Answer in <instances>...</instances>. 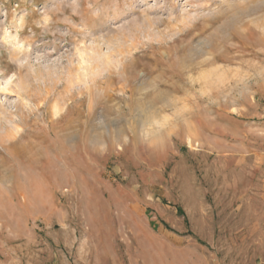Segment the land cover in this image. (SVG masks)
<instances>
[{
    "label": "rangeland",
    "instance_id": "1",
    "mask_svg": "<svg viewBox=\"0 0 264 264\" xmlns=\"http://www.w3.org/2000/svg\"><path fill=\"white\" fill-rule=\"evenodd\" d=\"M0 264H264V0H0Z\"/></svg>",
    "mask_w": 264,
    "mask_h": 264
}]
</instances>
